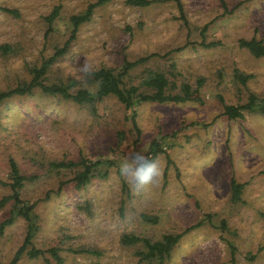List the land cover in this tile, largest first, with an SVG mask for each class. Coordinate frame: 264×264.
<instances>
[{
    "label": "rangeland",
    "instance_id": "obj_1",
    "mask_svg": "<svg viewBox=\"0 0 264 264\" xmlns=\"http://www.w3.org/2000/svg\"><path fill=\"white\" fill-rule=\"evenodd\" d=\"M91 1L0 0V90L27 81L30 68L67 39L69 16ZM179 2L184 21L174 0L96 5L47 66L43 81L74 80L70 91L93 90L89 71L117 69L124 59L157 53L131 67L123 83L149 91L140 81L154 70L175 85H194L201 77L200 100H142L126 108L112 94L78 104L34 87L0 102V180L8 177L10 157L20 173L36 176L19 189L23 201L34 203L37 216L31 242L56 247L60 264H156L139 258L142 242L120 239L127 233L154 240L165 232L181 234L163 264H264V115L222 114L223 102L241 103L249 92L264 95V57L237 45L238 38L251 36L264 43V0ZM55 4L58 13L44 35V16ZM215 39L220 43L199 44ZM233 68L250 76L240 83ZM151 140L160 151L149 162L158 164L160 175L142 185L134 170L142 163L137 157H149ZM79 156L102 161L80 187L70 180L79 165L49 166ZM231 177L243 182L239 200L230 197ZM9 192L0 183V198ZM10 208L11 200L0 206V221ZM25 229L19 215L4 226L0 264H7ZM15 264L57 263L48 253L29 257L23 252Z\"/></svg>",
    "mask_w": 264,
    "mask_h": 264
},
{
    "label": "trees",
    "instance_id": "obj_2",
    "mask_svg": "<svg viewBox=\"0 0 264 264\" xmlns=\"http://www.w3.org/2000/svg\"><path fill=\"white\" fill-rule=\"evenodd\" d=\"M106 0H94L88 2L82 12L71 14L69 16V22L71 25L70 33L64 43L55 47L50 55L41 58L37 65L30 68V77L27 81H23L16 84L8 89L0 90V102L11 95H20L24 93H30L34 87H38L42 92L50 94H59L63 98H70L78 104H91L100 98L112 94L119 102H121L126 108L133 105L135 101L149 100V101H173L182 102L188 100H200L199 87L202 84V78L198 77L195 79L194 85L188 82H179L175 85L173 82L167 80L166 76L162 71L154 70L148 73L146 77L141 79L140 83L144 86L149 87V91H140L138 86L130 84L126 86L122 77L128 73V70L134 65L144 61L150 56L157 55V53H149L144 56L137 57L132 60L124 59L117 69L100 66L88 72L87 81L89 83L95 82V88L93 90L87 87H78L74 91H70L69 87L75 84L74 80L63 82H53L46 83L43 81V75L46 71L47 66L54 60L58 55H61L67 46V43L72 39L77 26L89 19L93 8ZM152 0H126V2L135 5H146ZM176 6L179 10V14L182 17V9L179 0H174ZM221 5L225 8L224 1H221ZM5 9V8H4ZM59 5L55 4L52 6L51 10L44 16L46 22V28L44 30V35H46L51 30V23L58 13ZM9 12L15 13L13 9H5ZM184 21V19H183ZM218 39L210 40L204 42L199 41L200 45L203 46H213L219 44ZM188 42H184L180 46H176L171 50H178L186 46ZM237 45L245 48L254 57H264V43L262 40L251 36L249 38H238ZM5 48V47H4ZM171 50L166 51L165 54ZM233 76L240 83H244L249 74L242 73L238 69L233 68ZM176 88V90H173ZM243 110L247 111H257L258 113L264 115V95H257L249 92L246 96L245 101L232 104L224 103L222 104V114L226 115L228 118L241 117ZM132 124L134 122V112H131ZM135 125V124H133ZM135 130L137 128L135 126ZM158 151L160 147L158 143L151 140L149 143L148 154L149 157L146 161L149 162ZM107 164L110 163L109 160H104ZM102 161L99 159L91 160L84 156H79L75 161L72 160H59L49 162V166L56 168L72 167L79 165V170L71 177L70 180L74 182L75 187H80L86 184L89 179L94 176L96 167L102 165ZM9 172L6 180H0L1 184L7 185L9 188V193L0 198V206L6 201L11 200V208L9 209V214L0 221V232H2L4 226L10 224L14 217L19 215L26 220V229L21 243L14 250L12 256L8 260L7 264H15L20 255L25 252L29 257H35L37 255H42L43 253L50 254L57 264H60L61 257L57 253L56 247L38 248L32 245L31 238L34 234L37 224H36V214L33 212L32 208L34 206L33 202H25L20 198L19 189L25 183L33 180L36 176L33 174L24 175L19 172L17 165L13 158H8ZM95 170V171H94ZM106 170L101 172V175H105ZM64 181H59L58 187ZM230 197L232 200L240 199L241 188L243 187V182L236 181L233 177L229 181ZM141 217L149 219L152 222H156L155 216H147L146 214H141ZM181 233H170L165 232L160 235L158 239L151 240L145 236L135 235V234H123L121 236V242L124 244H133L136 242H142L145 249L143 251H137L139 258L154 260L156 264H163L164 260L169 254L171 247L175 244Z\"/></svg>",
    "mask_w": 264,
    "mask_h": 264
},
{
    "label": "clouds",
    "instance_id": "obj_3",
    "mask_svg": "<svg viewBox=\"0 0 264 264\" xmlns=\"http://www.w3.org/2000/svg\"><path fill=\"white\" fill-rule=\"evenodd\" d=\"M141 160V166L134 170V174L138 177V183L142 185H149L155 182L160 175V168L155 162L144 161L142 157H137ZM130 166L125 163L122 165V170L127 171Z\"/></svg>",
    "mask_w": 264,
    "mask_h": 264
}]
</instances>
